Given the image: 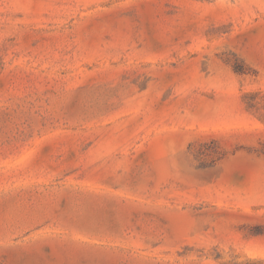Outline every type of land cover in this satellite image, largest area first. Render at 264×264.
I'll list each match as a JSON object with an SVG mask.
<instances>
[{
    "label": "rangeland",
    "instance_id": "374dc122",
    "mask_svg": "<svg viewBox=\"0 0 264 264\" xmlns=\"http://www.w3.org/2000/svg\"><path fill=\"white\" fill-rule=\"evenodd\" d=\"M0 264H264V0H0Z\"/></svg>",
    "mask_w": 264,
    "mask_h": 264
}]
</instances>
